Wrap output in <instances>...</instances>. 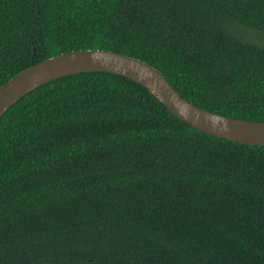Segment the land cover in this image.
Here are the masks:
<instances>
[{
	"label": "trees",
	"instance_id": "1",
	"mask_svg": "<svg viewBox=\"0 0 264 264\" xmlns=\"http://www.w3.org/2000/svg\"><path fill=\"white\" fill-rule=\"evenodd\" d=\"M264 0H0V87L79 50L138 58L212 113L264 122ZM0 264H264V146L87 72L0 119Z\"/></svg>",
	"mask_w": 264,
	"mask_h": 264
},
{
	"label": "water",
	"instance_id": "2",
	"mask_svg": "<svg viewBox=\"0 0 264 264\" xmlns=\"http://www.w3.org/2000/svg\"><path fill=\"white\" fill-rule=\"evenodd\" d=\"M87 72L117 74L138 82L177 118L201 132L238 143L264 146V122L236 120L202 109L182 97L155 67L138 58L108 50L65 53L18 73L0 87V119L36 88L66 76Z\"/></svg>",
	"mask_w": 264,
	"mask_h": 264
},
{
	"label": "rangeland",
	"instance_id": "3",
	"mask_svg": "<svg viewBox=\"0 0 264 264\" xmlns=\"http://www.w3.org/2000/svg\"><path fill=\"white\" fill-rule=\"evenodd\" d=\"M245 36L252 42L264 46V32L247 31Z\"/></svg>",
	"mask_w": 264,
	"mask_h": 264
}]
</instances>
